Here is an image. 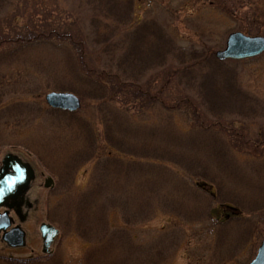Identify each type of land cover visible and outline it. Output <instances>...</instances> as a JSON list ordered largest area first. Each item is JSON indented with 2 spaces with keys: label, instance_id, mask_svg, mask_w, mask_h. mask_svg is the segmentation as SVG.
I'll return each mask as SVG.
<instances>
[{
  "label": "rangeland",
  "instance_id": "obj_1",
  "mask_svg": "<svg viewBox=\"0 0 264 264\" xmlns=\"http://www.w3.org/2000/svg\"><path fill=\"white\" fill-rule=\"evenodd\" d=\"M114 1L125 26L107 17L92 21L82 0H0V37L76 21L73 28L88 36L117 25L119 42V34L143 27L133 38L147 53L164 44L156 37L161 32L185 46L210 36L215 51L233 31L264 35V0ZM14 45H0V166L12 152L37 174L23 209L27 244L13 249L1 239L0 259L44 258L42 223L60 230L53 258L43 264H249L255 258L264 240V144L255 149L244 136L260 137V126L247 123L253 117L264 125L260 106L250 114L236 103L222 109L229 116L221 128L206 107L195 112L187 102L170 111L130 89L111 96L110 81L85 74L68 40ZM235 66L239 83L264 101V53ZM147 82L164 95L177 89L161 76ZM51 91L75 93L80 109L51 108L45 98ZM132 153L150 167L135 164ZM156 153H181L205 168L184 170ZM106 159L114 162L99 168ZM49 177L52 187L45 186ZM105 225L123 230L114 237Z\"/></svg>",
  "mask_w": 264,
  "mask_h": 264
},
{
  "label": "trees",
  "instance_id": "obj_2",
  "mask_svg": "<svg viewBox=\"0 0 264 264\" xmlns=\"http://www.w3.org/2000/svg\"><path fill=\"white\" fill-rule=\"evenodd\" d=\"M81 2L84 8H86L89 18L92 21H100L104 17L108 19H114L119 21L117 25L121 27L124 17L119 10L113 5H116L114 0H82ZM4 2H2L3 4ZM7 8L8 5H5ZM82 7V8H83ZM132 8V5H131ZM113 10V11H112ZM117 10V11H116ZM116 13H113V12ZM131 9L129 10V12ZM68 26H51V24L45 23L41 29H31L28 33L16 32L15 35H2L0 37V45L5 43L16 44V46H25L32 42L47 41L55 37H60L63 41H69L77 51V62L79 66L86 71L88 76L95 75L102 79L110 81L111 86L107 92L111 96L116 94V90L124 91L126 89L133 90L136 97L146 99L152 104L161 103L164 108L170 111L178 110V107L183 103H189L190 108L193 107L194 111H199L197 107H206L208 110L213 111L211 117L214 118L213 123L222 128L223 124L229 115H226L222 109L229 111L232 108L231 105H240L241 108L250 114L251 111L258 106L264 110V101L256 95L246 90L238 80L236 63L243 62L245 60H226L220 61L215 57V46L210 36L207 39H201V43H193L190 46L181 45L176 42V39L172 35H167L163 32L156 34L159 39L163 37L164 44H156L153 48L146 50L147 53H143L141 44L134 41V34L137 30L143 28H134L131 31L119 34V42L116 40V33H118L119 26L106 27L98 34L97 30L93 31V36H88L81 29H77ZM99 24V23H98ZM122 25V26H125ZM143 26V25H142ZM53 27V28H52ZM101 27V23H100ZM58 28L60 32L57 34ZM123 28V27H122ZM125 28V27H124ZM65 29V31H64ZM122 29L120 28L119 31ZM111 31V32H110ZM82 36H85L84 39ZM117 42V43H115ZM15 47V45H14ZM236 62V63H235ZM233 63V64H231ZM219 74V75H218ZM156 76H161L162 81L166 83H174L177 87L172 95L163 94L162 90H158L152 87L151 82H147ZM223 78H222V77ZM234 79V80H233ZM106 92V93H107ZM221 93L225 97V101L219 97ZM228 96L232 98V102H228ZM220 99V100H219ZM261 112V113H262ZM240 115V114H238ZM252 121L247 122L248 125H259L261 135L260 137L251 138L247 135L244 136L246 143L253 148H257L264 144V125L263 122H259L253 117ZM264 121V120H262ZM235 121H233L234 123ZM243 125V122H239ZM232 129L234 125L227 126ZM226 128V127H225ZM263 130V132H262ZM247 138V139H246ZM251 138V139H250ZM134 158L133 162L139 165L150 167L148 162H142L143 159H137V153H132ZM156 156L160 157L162 161H167L170 164H175L177 167L184 169L185 166L196 165V170L205 168L200 162H196V159L189 158L187 155L181 153H156ZM152 157L149 153H145V156ZM113 161V160H112ZM106 159L104 163L100 162L99 168L111 162ZM114 162V161H113ZM121 162V161H120ZM194 169V170H195ZM105 170V169H104ZM190 171V170H189ZM205 172V171H204ZM100 184H102V178L99 176ZM202 185L206 183L201 182ZM144 186H142L143 188ZM205 189L204 186H201ZM95 189V188H94ZM146 191V190H145ZM148 191V189H147ZM92 196L97 195L96 192H92ZM112 201V199L110 198ZM81 202V201H80ZM113 202V201H112ZM83 204V202H82ZM125 208L123 207V210ZM230 214L225 213V217L230 218ZM132 222V221H130ZM105 229H107L105 225ZM120 230V231H119ZM123 229H107L109 235H116ZM104 232V231H103ZM44 258L48 260L52 259V255H46ZM41 258H25L17 259L6 257L2 258L1 264H43L44 259Z\"/></svg>",
  "mask_w": 264,
  "mask_h": 264
},
{
  "label": "water",
  "instance_id": "obj_3",
  "mask_svg": "<svg viewBox=\"0 0 264 264\" xmlns=\"http://www.w3.org/2000/svg\"><path fill=\"white\" fill-rule=\"evenodd\" d=\"M264 52L263 35H247L242 31L231 32L226 41L224 49L216 52L219 60L227 59H246L256 57ZM47 104L55 109L75 112L81 107L80 98L73 92L51 91L45 96ZM35 178V170L29 162L23 161L18 155L10 152L7 153L0 167V208L8 206L12 208L17 205H8L9 199H18L29 188L31 181ZM54 182L52 177L45 181V186L50 187ZM11 217L8 211L0 213V232L3 230V240L12 247L25 246L26 231L21 225L13 227L7 231L11 225ZM40 231L43 239V252L49 253L50 247L55 237L59 234V229L52 224L42 223ZM249 264H264V240L262 241L257 255Z\"/></svg>",
  "mask_w": 264,
  "mask_h": 264
},
{
  "label": "flooded vegetation",
  "instance_id": "obj_4",
  "mask_svg": "<svg viewBox=\"0 0 264 264\" xmlns=\"http://www.w3.org/2000/svg\"><path fill=\"white\" fill-rule=\"evenodd\" d=\"M24 160V159H23ZM8 205H20L21 208H17V206H13L12 208H8V207H3L0 209V212L3 211H8L9 213V217H11V225L10 227L7 228V231L11 230L14 226H17L19 224H23V222L26 220V218L28 217L26 215V213L23 211V209L25 208V205L29 204V201L26 200V194H24L23 196H20L18 199H9L7 201ZM23 220V221H21ZM23 226V225H22ZM3 233L4 231L2 230L0 232V240L3 237ZM7 246V245H6ZM8 247V246H7ZM9 248V247H8ZM14 249V248H13Z\"/></svg>",
  "mask_w": 264,
  "mask_h": 264
}]
</instances>
